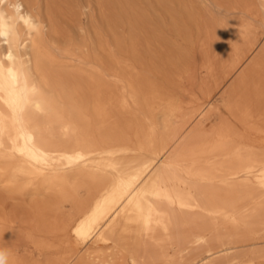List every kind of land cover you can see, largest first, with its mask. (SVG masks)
<instances>
[{
    "label": "bare ground",
    "instance_id": "1",
    "mask_svg": "<svg viewBox=\"0 0 264 264\" xmlns=\"http://www.w3.org/2000/svg\"><path fill=\"white\" fill-rule=\"evenodd\" d=\"M258 2L254 18L264 27V0ZM43 12L41 0H0V170L14 185L36 182L53 192V231L64 235L74 226L85 238L96 230L93 241L111 244V250L85 252L90 264H239L244 252L234 249L249 248L246 262L264 253L252 247L264 237V151L243 146L241 132L264 134V41L253 39L251 26L239 23L217 42L227 49L217 86L227 95L228 116L209 131L185 123L173 102L158 139L120 142L111 100L103 99L92 73H69L72 80L89 81V111L103 142L98 145L88 107L50 69L52 25ZM239 12L253 14L248 6ZM257 171L260 186L251 179ZM76 189L85 196L77 197ZM59 200L73 202L74 214L66 218ZM14 255L8 264L16 263ZM73 258L61 260L71 264Z\"/></svg>",
    "mask_w": 264,
    "mask_h": 264
},
{
    "label": "rangeland",
    "instance_id": "2",
    "mask_svg": "<svg viewBox=\"0 0 264 264\" xmlns=\"http://www.w3.org/2000/svg\"><path fill=\"white\" fill-rule=\"evenodd\" d=\"M41 5L43 17L50 19L52 25L50 50L55 59L50 69L63 75L61 82L65 90L72 92L75 87L88 107L86 114L92 125L89 123V129L97 138L93 134L91 137L94 143L98 139V145L103 142L89 111V81L84 77L72 80L69 73H92L103 99L111 100L107 106L115 124V137L137 144L158 139L163 131V113L173 102L181 106L180 117L186 120L183 122L191 126L202 124L201 128L206 131L226 118L227 95H222L217 83L223 76L227 49L217 42L239 23L251 26L254 40L264 41V27L259 16L254 18L258 0H41ZM84 5L89 8L86 10ZM247 6L253 13L251 17L239 12ZM82 44L86 47L80 51L76 46ZM69 53L90 63L68 58ZM73 99L77 100L76 96ZM241 132L243 146H256V150L260 147L264 151L263 133L244 129ZM261 176L258 171L253 173L254 185H261ZM7 179L6 173L0 170V248L12 252L11 255L15 253L14 262L67 264L61 259L71 255L74 257L71 264H82L85 260L90 264L91 258L85 252L100 256L110 252L111 244L93 241L96 230L85 238L75 235L74 226L64 235L61 231L54 232L52 217L57 208L53 192L36 182L26 186L18 181L15 186ZM80 190L74 193L82 198L85 194ZM74 205L70 200L57 202L66 218L74 214ZM3 231L7 237H3ZM261 238L254 240L253 248H264V237ZM261 249L258 251L264 252ZM234 250L244 252L239 264H264V253L246 262L249 248Z\"/></svg>",
    "mask_w": 264,
    "mask_h": 264
},
{
    "label": "clouds",
    "instance_id": "3",
    "mask_svg": "<svg viewBox=\"0 0 264 264\" xmlns=\"http://www.w3.org/2000/svg\"><path fill=\"white\" fill-rule=\"evenodd\" d=\"M10 253L7 249H0V264H8Z\"/></svg>",
    "mask_w": 264,
    "mask_h": 264
}]
</instances>
